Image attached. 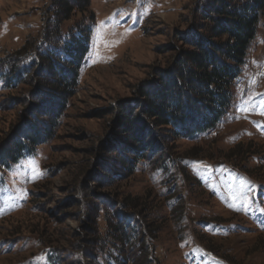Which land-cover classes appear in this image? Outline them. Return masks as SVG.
<instances>
[{"label": "rangeland", "instance_id": "rangeland-1", "mask_svg": "<svg viewBox=\"0 0 264 264\" xmlns=\"http://www.w3.org/2000/svg\"><path fill=\"white\" fill-rule=\"evenodd\" d=\"M199 2L89 0L87 9L60 23L52 0H0V59L33 48L57 26L64 34L77 33V25L90 33L76 93L51 137L9 168L0 165V264H51L55 248L66 260L61 264H117L113 244L91 261L80 249L91 246L86 225L104 235L107 213L125 199L142 203L156 228L159 264H230L200 245L233 264H264V17L216 129L197 140L165 137L163 150L147 151L134 171L120 162L129 140L120 106L132 108L140 86L157 82L178 57L185 46L178 36L189 30ZM4 72L0 151L22 120L51 122L32 104L34 86L9 89ZM166 149L182 159L185 179L178 170L168 178L150 168L149 160L162 162ZM193 154L204 163L191 160ZM82 197L101 204L95 224L85 221L89 205L79 204Z\"/></svg>", "mask_w": 264, "mask_h": 264}, {"label": "trees", "instance_id": "trees-1", "mask_svg": "<svg viewBox=\"0 0 264 264\" xmlns=\"http://www.w3.org/2000/svg\"><path fill=\"white\" fill-rule=\"evenodd\" d=\"M88 5L89 0H52L51 12L55 15L54 20L61 23L71 18L73 10L84 11ZM263 17L264 0H200L189 30L178 36L186 47L177 50L178 57L161 73L157 82L140 86L139 99L132 108L120 106L121 124L129 138L124 144L127 154L120 157L124 168L132 163L130 169L134 171L137 162L147 157V151H162L165 137L197 140L216 129L231 107L233 85L246 64ZM77 28V33L73 34H64L60 26L47 30L33 48V45H27L16 55L0 59V70L5 71V86L12 89L22 82L34 86L29 91L33 106L51 118L47 127L22 120L2 144V167L9 168L21 158L34 154L37 146L51 137L68 101L75 95L79 71L90 50L88 28H80L79 25ZM39 122L44 124L43 119ZM242 147L240 144L239 150ZM251 148L249 146L244 153L250 152ZM166 150L162 162L149 160L150 168L167 174L168 178L171 170H178L183 178L186 177L188 172L182 159H175ZM196 156L191 155V160L203 164ZM79 204L89 205L83 216L88 219L86 222L95 224L100 202H90L82 197ZM117 208L115 214L107 213L104 235L86 225L92 231L85 238L91 246L80 249L83 257L96 260L101 246L113 244L118 256L111 257L117 264H159L154 254L156 236L153 232L156 228L148 222L149 216L144 215L143 204L137 199H125ZM181 215L182 219L187 218L186 213ZM200 246L233 264L224 256ZM50 253L48 259L51 264L65 263L59 250L55 248Z\"/></svg>", "mask_w": 264, "mask_h": 264}]
</instances>
